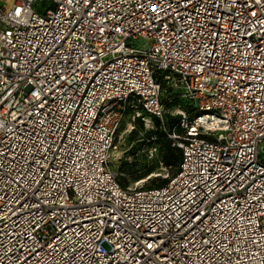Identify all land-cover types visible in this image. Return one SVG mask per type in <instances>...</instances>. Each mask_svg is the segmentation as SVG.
Instances as JSON below:
<instances>
[{
	"label": "built area",
	"instance_id": "1",
	"mask_svg": "<svg viewBox=\"0 0 264 264\" xmlns=\"http://www.w3.org/2000/svg\"><path fill=\"white\" fill-rule=\"evenodd\" d=\"M127 113L162 186L119 181ZM0 264H264V0H0Z\"/></svg>",
	"mask_w": 264,
	"mask_h": 264
},
{
	"label": "rangeland",
	"instance_id": "2",
	"mask_svg": "<svg viewBox=\"0 0 264 264\" xmlns=\"http://www.w3.org/2000/svg\"><path fill=\"white\" fill-rule=\"evenodd\" d=\"M139 113L146 119L143 111ZM135 116L136 114L133 116L132 113H127L116 131L118 147L112 159L113 167L118 166L119 181L123 186L159 185L175 171L174 167L165 165L162 142L157 140L159 133L156 132L163 129L156 121H152L151 129L146 128L140 117L138 119Z\"/></svg>",
	"mask_w": 264,
	"mask_h": 264
},
{
	"label": "trees",
	"instance_id": "3",
	"mask_svg": "<svg viewBox=\"0 0 264 264\" xmlns=\"http://www.w3.org/2000/svg\"><path fill=\"white\" fill-rule=\"evenodd\" d=\"M167 106L170 108H173L175 105L176 107L179 106L181 108H185L186 106H188V102L179 98L176 94H173L172 100L171 102L167 103ZM170 105V106H169ZM178 121V118H171L168 117L165 123V128L166 130H172V128L176 125ZM139 124H141V122H139ZM159 133L158 135V141L162 142V149L164 151V163H166V166H172L175 168V171L173 172V174L176 172L177 168H178V164L180 161V152L177 150V148L172 147L170 140L167 137V132H165L164 130H160L159 132H156V134ZM168 180L162 182L159 185H152L151 187H159L164 185ZM151 187H146V188H151Z\"/></svg>",
	"mask_w": 264,
	"mask_h": 264
},
{
	"label": "bare ground",
	"instance_id": "4",
	"mask_svg": "<svg viewBox=\"0 0 264 264\" xmlns=\"http://www.w3.org/2000/svg\"><path fill=\"white\" fill-rule=\"evenodd\" d=\"M115 153H116V151L112 153V159H113V157H115V155H116Z\"/></svg>",
	"mask_w": 264,
	"mask_h": 264
}]
</instances>
